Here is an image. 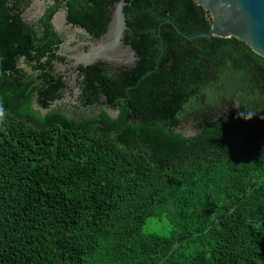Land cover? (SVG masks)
Returning a JSON list of instances; mask_svg holds the SVG:
<instances>
[{
    "label": "trees",
    "instance_id": "1",
    "mask_svg": "<svg viewBox=\"0 0 264 264\" xmlns=\"http://www.w3.org/2000/svg\"><path fill=\"white\" fill-rule=\"evenodd\" d=\"M171 1L181 32L210 29ZM194 42L200 68L171 76L187 87L141 73L128 102L110 96L115 118L52 107L68 72L15 68L52 41L0 51V264H264V58L233 37ZM181 117L193 136L174 131Z\"/></svg>",
    "mask_w": 264,
    "mask_h": 264
},
{
    "label": "flooded vegetation",
    "instance_id": "2",
    "mask_svg": "<svg viewBox=\"0 0 264 264\" xmlns=\"http://www.w3.org/2000/svg\"><path fill=\"white\" fill-rule=\"evenodd\" d=\"M183 4L171 0H0V51L8 53L12 40L15 49L29 39L42 45L52 41L51 49L38 60L19 55L15 68L36 75L68 72V86L59 91L51 106H65L63 101L71 99L75 106L67 111L70 118L101 111L115 118L118 109L106 106L110 96L115 97L112 103L128 102L140 85L141 73L169 75L165 85L173 90L180 83L187 84L177 82L172 74L200 68L202 46L194 42L200 38L188 39L195 34L186 35L178 28L185 24ZM194 5L192 1L196 14ZM170 14H178L179 22L171 21ZM164 24L170 26L171 34L161 33ZM196 97L202 96L198 93ZM180 120L174 131L193 136V119Z\"/></svg>",
    "mask_w": 264,
    "mask_h": 264
},
{
    "label": "water",
    "instance_id": "3",
    "mask_svg": "<svg viewBox=\"0 0 264 264\" xmlns=\"http://www.w3.org/2000/svg\"><path fill=\"white\" fill-rule=\"evenodd\" d=\"M192 1L195 4L193 9L199 17H203L204 11H208L211 23L207 32L186 36L188 39L233 37L264 58V0Z\"/></svg>",
    "mask_w": 264,
    "mask_h": 264
},
{
    "label": "rangeland",
    "instance_id": "4",
    "mask_svg": "<svg viewBox=\"0 0 264 264\" xmlns=\"http://www.w3.org/2000/svg\"><path fill=\"white\" fill-rule=\"evenodd\" d=\"M206 17H208L209 19H210V21H211V16H210V14L208 13V14H206L205 15ZM57 103H60V102H57ZM63 103H65V110H66V112L68 111L69 112V110L71 109L72 111H73V106H75L74 105V101L73 100H71V99H66L65 101H63ZM57 104H53L52 105V107H55ZM75 109V108H74ZM147 222L148 223H155L156 224V226L158 227V229H157V232L159 233V234H166L167 233V231H168V225L164 222V221H157V220H153V219H151V218H148L147 219ZM148 230H151V228L150 229H148Z\"/></svg>",
    "mask_w": 264,
    "mask_h": 264
},
{
    "label": "clouds",
    "instance_id": "5",
    "mask_svg": "<svg viewBox=\"0 0 264 264\" xmlns=\"http://www.w3.org/2000/svg\"><path fill=\"white\" fill-rule=\"evenodd\" d=\"M5 118H6V110L3 107V104L0 103V126H3L4 125Z\"/></svg>",
    "mask_w": 264,
    "mask_h": 264
}]
</instances>
